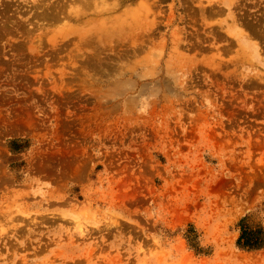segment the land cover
<instances>
[{"label": "rangeland", "instance_id": "1", "mask_svg": "<svg viewBox=\"0 0 264 264\" xmlns=\"http://www.w3.org/2000/svg\"><path fill=\"white\" fill-rule=\"evenodd\" d=\"M246 214L264 0H0V264H264Z\"/></svg>", "mask_w": 264, "mask_h": 264}, {"label": "trees", "instance_id": "2", "mask_svg": "<svg viewBox=\"0 0 264 264\" xmlns=\"http://www.w3.org/2000/svg\"><path fill=\"white\" fill-rule=\"evenodd\" d=\"M16 140L10 142V148L16 149ZM237 226L239 227V236L236 240L237 246L245 249H261L264 247V228L260 221H257L253 214H246L242 216ZM185 238L190 247L197 252L201 251L197 241L196 232L192 225L189 226Z\"/></svg>", "mask_w": 264, "mask_h": 264}]
</instances>
